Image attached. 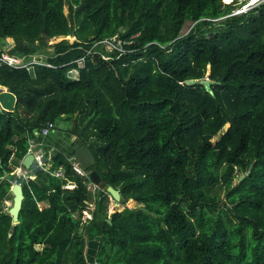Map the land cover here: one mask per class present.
<instances>
[{"label":"trees","instance_id":"trees-1","mask_svg":"<svg viewBox=\"0 0 264 264\" xmlns=\"http://www.w3.org/2000/svg\"><path fill=\"white\" fill-rule=\"evenodd\" d=\"M240 5L0 0V41L13 40L0 57L30 59L50 39H78L55 44L49 65L0 63V87L17 97L13 112L0 106V264H87L96 236L98 264H264V3L231 15ZM187 22L194 26L182 34ZM117 35L134 37L128 52L94 46ZM206 78L212 93L188 83ZM89 118L81 137L96 158L91 169L120 191L121 205L139 206L109 216V193L91 191L55 150L51 170L64 176L39 170L24 182L9 237L3 204L12 184L2 178L20 166L36 130L62 120L79 130Z\"/></svg>","mask_w":264,"mask_h":264},{"label":"water","instance_id":"water-1","mask_svg":"<svg viewBox=\"0 0 264 264\" xmlns=\"http://www.w3.org/2000/svg\"><path fill=\"white\" fill-rule=\"evenodd\" d=\"M200 82L205 85L206 89L212 93L211 81L206 78L203 80H190L189 84ZM17 104L16 95L8 89L0 87V106L5 111L13 112ZM92 118H89L85 124L77 130V126L73 123L66 128L56 127L48 134L44 135L40 130H36L35 136L38 142L43 145L57 150L68 157H75L82 170L87 171L90 183L101 189L103 192L109 193L115 200L117 206H121V195L118 189L112 185L105 183L101 175L96 169H91L95 165L96 158L89 145L82 140V135ZM230 127V124H229ZM228 127V129H229ZM227 129V130H228ZM34 164V154L29 153L22 161V166L30 169ZM17 177L16 173H6L2 179L14 181ZM7 199L12 200V206L8 210V214L12 217V224L9 231V237L13 235L15 227L20 224V212L25 200L24 186L18 182H14L6 195ZM111 222V219H108ZM100 236L89 240L86 249L87 264H98L96 261L97 252L100 245Z\"/></svg>","mask_w":264,"mask_h":264},{"label":"built area","instance_id":"built-area-1","mask_svg":"<svg viewBox=\"0 0 264 264\" xmlns=\"http://www.w3.org/2000/svg\"><path fill=\"white\" fill-rule=\"evenodd\" d=\"M238 2L241 3L239 7L233 10L231 15H237V14H242L245 13L254 7L260 5L261 3H264V0H257V1H251L249 2L248 0H237ZM134 43V37L130 39H123L121 37L114 36L113 38L110 39H104L102 41H98L94 44V46L102 45V47H105V49L108 47H112L114 49L113 51H119L121 54L128 52L129 50L125 47L126 45H131ZM131 51V50H130ZM107 59H110L111 56H107ZM31 59V58H30ZM26 59V58H19L13 55H10L7 52H3V54L0 57V63H5L8 64L12 67L16 68H23V67H32L34 64H46L49 65L45 62L37 61L36 59ZM79 67H83L84 65V59H81L78 61ZM68 75L72 77L73 79H78L80 72L79 68H72L69 72ZM57 126L54 123H49L46 127L42 128L40 130L41 133L44 135L48 134L52 129L56 128ZM45 147L41 145L37 138H33L29 140V148H28V153L34 154V164L30 169H26L22 166V163L19 166V172H11L16 173L17 177L14 181H10L11 184L13 185L14 182H18L22 185H24V182L29 178L32 177L36 174L37 171L42 170L44 172L51 173L52 175L62 178L64 176V170L62 167H59L56 170H51L52 168V162H53V152L52 154L49 153L48 155H45L43 151H39V148ZM69 160L72 162L74 169L78 171L79 173H84L86 176H88L87 172L81 169L79 163L75 160V157H68ZM93 185V184H92ZM71 187L70 184H67L65 188ZM74 188V186H72ZM94 191H96V186H94ZM71 189V188H69ZM91 206V205H90ZM89 209V205H88ZM91 214V213H90ZM90 214H87L88 218H91Z\"/></svg>","mask_w":264,"mask_h":264},{"label":"rangeland","instance_id":"rangeland-1","mask_svg":"<svg viewBox=\"0 0 264 264\" xmlns=\"http://www.w3.org/2000/svg\"><path fill=\"white\" fill-rule=\"evenodd\" d=\"M247 1V0H246ZM249 2H251V1H255V0H248ZM257 1V0H256ZM65 10H66V12L68 13L69 12V8H68V6H66V8H65ZM194 26V24H192L191 22H187L186 23V25L184 26V28H183V30H182V34H186V33H188L191 29H192V27ZM73 37H75V39H73V38H68V37H57V38H53V39H50V40H48V43H47V46H45V47H42V48H40L39 49V51L37 52V54L36 55H34V56H32L31 57V59H36L37 61H41V62H45V60H46V57L47 56H49L50 54H53L54 53V45L55 44H57V43H59V42H61L62 40H66V39H68L71 43H73V42H75V41H77L78 39H77V37L76 36H73ZM4 42V43H3ZM13 42V40L12 39H6V41H0V46L1 47H3L4 49H6L11 43ZM103 48V52L106 54V55H113L114 54V49H112V47L110 48V47H108V49L106 48L105 49V47H102ZM30 59V60H31ZM69 125L65 122V121H59V122H57V127H59V128H66V127H68ZM229 127V126H228ZM228 127L226 128V129H222L214 138H213V143H216V141L220 138V136L223 134V133H225L226 131H227V129H228ZM39 151H43L44 152V154L45 155H48L49 153H51L52 154V152H54L53 150H52V148H50V147H41V148H39ZM238 173L236 174V177H235V183L240 179V177H241V171H237ZM71 185V187H68V188H73L72 186H75V184H70ZM89 189L91 190V191H94V185H92L91 183H89ZM215 190H216V192L218 193V196L220 197V199H225V196H226V188H224V186H222V184L221 183H219V184H217V185H215ZM9 201V199H7L6 198V200H5V202H4V204H3V210H5V211H8L9 210V208L12 206V201H11V199H10V201ZM94 200H92V201H90V202H88V205H89V209L90 210H93L94 209V207H93V205H94ZM40 206H43V204H39ZM90 205H92V206H90ZM108 205H109V207H108V215L110 216V215H112L115 211H117V210H119V211H123L124 209H125V207H129V208H136V207H138L139 205H132V204H128V205H121V206H117L116 204H115V200H114V198L109 194V201H108ZM90 216H91V218H92V214H90ZM88 217H89V215H88ZM87 217V218H88Z\"/></svg>","mask_w":264,"mask_h":264},{"label":"flooded vegetation","instance_id":"flooded-vegetation-1","mask_svg":"<svg viewBox=\"0 0 264 264\" xmlns=\"http://www.w3.org/2000/svg\"><path fill=\"white\" fill-rule=\"evenodd\" d=\"M52 150L55 151L54 149H52ZM97 189H99V188H96V190H97ZM93 203H94L93 207H94V209H95V208H96V201L94 200ZM91 206H92V205H91ZM94 209H93V210H94ZM92 217H93V216H92Z\"/></svg>","mask_w":264,"mask_h":264},{"label":"crops","instance_id":"crops-1","mask_svg":"<svg viewBox=\"0 0 264 264\" xmlns=\"http://www.w3.org/2000/svg\"><path fill=\"white\" fill-rule=\"evenodd\" d=\"M14 170H15L14 172H19V166L16 167ZM75 186H76V185H75ZM75 186H74V187H75ZM9 201H10V199H9ZM9 201H8V202H9ZM11 201H12V200H11Z\"/></svg>","mask_w":264,"mask_h":264},{"label":"bare ground","instance_id":"bare-ground-1","mask_svg":"<svg viewBox=\"0 0 264 264\" xmlns=\"http://www.w3.org/2000/svg\"><path fill=\"white\" fill-rule=\"evenodd\" d=\"M256 1V0H255ZM68 38H73V39H75V37H73V36H68Z\"/></svg>","mask_w":264,"mask_h":264}]
</instances>
